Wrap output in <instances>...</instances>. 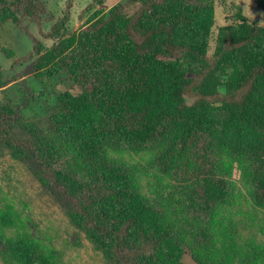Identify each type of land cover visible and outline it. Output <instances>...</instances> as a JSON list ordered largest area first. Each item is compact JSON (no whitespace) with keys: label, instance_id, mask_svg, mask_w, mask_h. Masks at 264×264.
<instances>
[{"label":"trees","instance_id":"trees-1","mask_svg":"<svg viewBox=\"0 0 264 264\" xmlns=\"http://www.w3.org/2000/svg\"><path fill=\"white\" fill-rule=\"evenodd\" d=\"M107 1L91 0L88 10ZM213 3L122 0L94 12L78 31L53 26L57 44L44 49L34 42L21 60L30 62L35 52L30 65L37 78L64 73L78 92L57 94L39 124L21 122L24 105L0 104V150L28 159L35 179L110 264H180L187 250L198 251L199 243L188 245L167 209L149 200L141 176L182 164L195 175L199 158L222 153L237 164L255 208L249 218L237 210L232 223L220 222L233 243L243 231L249 234L235 252L239 260L222 255L208 264H264V217L256 219L264 213V28L258 20L219 26L210 54ZM256 7L264 16V0ZM45 12L41 0H0V23L39 24ZM131 154L148 155L150 162H132ZM211 173V179L192 177L209 225L216 216L221 220L220 205L236 204L234 183ZM5 217L0 210V260L39 264L17 258L21 242L2 230ZM212 255L211 249L203 257Z\"/></svg>","mask_w":264,"mask_h":264},{"label":"rangeland","instance_id":"rangeland-1","mask_svg":"<svg viewBox=\"0 0 264 264\" xmlns=\"http://www.w3.org/2000/svg\"><path fill=\"white\" fill-rule=\"evenodd\" d=\"M41 1L45 4L46 12L41 16L39 24L25 19L21 22V29L10 20L0 23V104L12 110L24 105L20 113L21 122L37 124L45 121L53 111L57 94L64 91L77 93L78 89L64 73L49 79L37 78L30 65L37 57L35 52L30 62L21 58L34 50V42L44 49L57 44L59 36L52 33L53 26L64 24L68 31H78L94 12L107 11L110 6L122 0H108L105 5L95 6L94 10H88L91 0H71L69 11L66 8L68 0ZM213 1L215 23L210 54L214 49L219 26L258 20L264 28V16L257 9L256 0ZM20 126L19 120L17 127ZM128 159L144 166L150 162V157L142 154H131ZM199 159L195 167L193 165L197 173L195 175L182 164L170 173L154 170L142 175V184L145 190L151 191L147 194L149 200H156L173 216L174 227L183 228L188 245L199 243L198 251L187 250L180 264L220 262L222 255L230 262H236L240 253L237 255L235 252L245 246L243 237L249 234L243 231L242 237H237L233 243V240L226 238L229 229H223L220 222L224 225L230 221L232 223L230 216L235 215L237 210L240 216L249 218L255 208L253 197L236 168L237 164L226 154H206L203 159ZM199 170H203L200 174L204 178L211 179L214 175L211 172H214L221 177H229L235 185L230 195L236 204H225V208L234 209L227 212L220 205L216 213L220 214L221 220L216 216L217 222L210 219V225L208 215L202 214L200 208L203 205L202 190L198 187L200 183L194 180L196 175H200ZM166 200H169L168 205ZM0 210L8 212V217H5L8 224L2 225V230L9 239L22 244H17L22 249L16 254L21 261L31 260L39 264H110L93 240L72 224L66 208L56 202L35 179L28 159L24 155L15 158L6 148L0 150ZM260 217H264V213H259L256 219ZM26 236L29 243L23 245ZM211 249V258H204L203 255ZM0 264H3L1 260Z\"/></svg>","mask_w":264,"mask_h":264}]
</instances>
